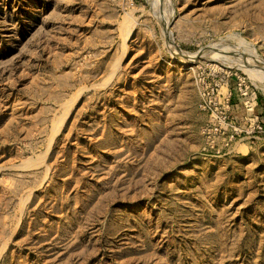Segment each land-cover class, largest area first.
<instances>
[{
    "label": "rangeland",
    "instance_id": "rangeland-1",
    "mask_svg": "<svg viewBox=\"0 0 264 264\" xmlns=\"http://www.w3.org/2000/svg\"><path fill=\"white\" fill-rule=\"evenodd\" d=\"M215 64L263 118L264 0H0V264H264V133L203 132Z\"/></svg>",
    "mask_w": 264,
    "mask_h": 264
},
{
    "label": "built area",
    "instance_id": "built-area-1",
    "mask_svg": "<svg viewBox=\"0 0 264 264\" xmlns=\"http://www.w3.org/2000/svg\"><path fill=\"white\" fill-rule=\"evenodd\" d=\"M209 73V81L205 84L203 90L199 89L203 101L202 107L210 112L209 123L203 128V132H212L214 135L225 134L223 140H225L226 146L239 133H264L263 118L254 111L258 104L257 96L249 89L245 78L238 75L237 71L232 72L231 67L224 66L223 64H215L213 67H210ZM231 80L233 88H228ZM223 86H226L225 91L222 90ZM235 95L245 99L242 101V104L247 113L244 118L246 123H248V128L246 129L235 127L231 122L230 117L236 98Z\"/></svg>",
    "mask_w": 264,
    "mask_h": 264
},
{
    "label": "bare ground",
    "instance_id": "bare-ground-1",
    "mask_svg": "<svg viewBox=\"0 0 264 264\" xmlns=\"http://www.w3.org/2000/svg\"><path fill=\"white\" fill-rule=\"evenodd\" d=\"M165 25H167V22L165 23ZM179 52H181V51H179ZM207 53H209V54H211L212 55V57L213 58H218L219 59V56H222L220 53H218V52H207ZM207 53L205 52V51H199V52H196V53H194L193 55H190V56H181L180 54H178V55H180L181 57H183L184 59L183 60H185V61H187V63H188V61H191V62H193L194 60H195V58H197V55H199V54H203L204 56H208L207 55ZM211 55H210V57H211ZM180 57V59L182 60V58ZM221 60V59H220ZM225 61H227V60H224V62ZM184 62V61H183ZM223 62V61H222ZM230 64H232L233 66H238L237 64H239V63H236L235 61H232V62H230ZM241 66V65H240ZM247 72V71H246ZM260 74V77H261V79H262V81H263V84H264V70L262 71V72H260L259 73Z\"/></svg>",
    "mask_w": 264,
    "mask_h": 264
},
{
    "label": "crops",
    "instance_id": "crops-1",
    "mask_svg": "<svg viewBox=\"0 0 264 264\" xmlns=\"http://www.w3.org/2000/svg\"><path fill=\"white\" fill-rule=\"evenodd\" d=\"M233 114L236 120L238 119L243 120L247 115L245 111H243L240 107L238 108L235 104L233 106ZM262 115H264L263 112H262ZM263 126H264V122H263Z\"/></svg>",
    "mask_w": 264,
    "mask_h": 264
},
{
    "label": "water",
    "instance_id": "water-1",
    "mask_svg": "<svg viewBox=\"0 0 264 264\" xmlns=\"http://www.w3.org/2000/svg\"><path fill=\"white\" fill-rule=\"evenodd\" d=\"M174 45H175V48L178 50V51H181V49L175 44L174 42ZM207 56H204L203 54H199L197 55V59H200V58H206Z\"/></svg>",
    "mask_w": 264,
    "mask_h": 264
},
{
    "label": "trees",
    "instance_id": "trees-1",
    "mask_svg": "<svg viewBox=\"0 0 264 264\" xmlns=\"http://www.w3.org/2000/svg\"><path fill=\"white\" fill-rule=\"evenodd\" d=\"M263 106H264V104H263ZM263 118H264V116H263Z\"/></svg>",
    "mask_w": 264,
    "mask_h": 264
}]
</instances>
